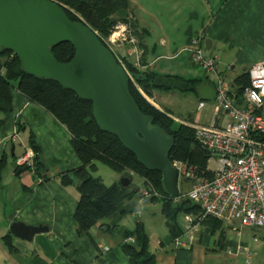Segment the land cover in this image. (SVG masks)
I'll return each mask as SVG.
<instances>
[{
	"label": "crops",
	"instance_id": "1",
	"mask_svg": "<svg viewBox=\"0 0 264 264\" xmlns=\"http://www.w3.org/2000/svg\"><path fill=\"white\" fill-rule=\"evenodd\" d=\"M153 1L157 11L155 15L141 10L140 16H136L133 6L137 10L142 1L129 0L130 15L137 29L146 32V36L141 39L144 50L130 44L128 56L133 58L132 62L124 58L140 71L149 70L160 77L205 79L202 71H192L190 63L188 67L185 63H174L180 52H186L189 39L196 35H203L205 40L211 41L206 56L218 58L219 70L227 79L232 94L235 90L233 80L246 73L253 63L264 61V0H203V3L197 0ZM149 22L152 26L147 25ZM177 50L179 52L174 53ZM227 66L231 69L226 70ZM164 82L180 86L172 80ZM175 93L185 94L153 92L152 97H147L157 109L167 111L174 121H179L181 119L172 114L167 97ZM11 99L12 112L6 116L0 113L3 122L0 159L5 160L0 170V264H128L120 249L123 243L121 234L105 232L98 226L90 229L92 241L76 234L74 212L78 201V181L74 172L81 163L71 147V136L65 126L19 93L16 83L11 90ZM17 122L20 132H17ZM15 134L19 135L20 141L12 142ZM29 134L38 148V170L15 175V160L23 155ZM64 175L71 180L67 187L60 183ZM142 186V179L132 175V188L140 190ZM146 204L147 207L149 204L160 205L158 202L142 203L137 192L131 200L120 203L115 213L103 223L121 231H133L136 224L141 223L156 264H264V234L260 231L248 228L235 230L227 223L212 231L197 223L193 228L192 244L176 248L174 240H168L169 232L161 205L164 231L157 228L158 214L153 212L154 207H144ZM143 210L148 215L146 220H142ZM128 215L135 220L131 228H127L125 223ZM184 217L180 215L178 218L182 230ZM14 222L47 227L48 231L43 234L48 241L43 242L42 235L38 243L36 235L31 242L13 238L9 227ZM8 235L13 252L3 242Z\"/></svg>",
	"mask_w": 264,
	"mask_h": 264
},
{
	"label": "trees",
	"instance_id": "2",
	"mask_svg": "<svg viewBox=\"0 0 264 264\" xmlns=\"http://www.w3.org/2000/svg\"><path fill=\"white\" fill-rule=\"evenodd\" d=\"M53 1L61 6L71 22L83 23L93 30L105 47L108 48L105 40L114 32L115 27L124 25L128 30V36L136 40L138 49L144 50L141 39L146 36V32L137 29L130 15L129 0ZM48 52L59 63L70 62L75 55L73 47L68 43L50 47ZM114 57L118 62L115 55ZM120 62L133 79V82L130 78L127 80L128 92L134 99L137 108L148 117L150 127L160 129L172 141L167 152L168 161L171 164L183 163L186 167L194 169L196 175L210 177L211 172L206 170L211 158L210 153L195 139L194 131L175 122L168 116L167 111H160L151 105L138 91L139 88L148 97H152L153 92H180L193 94L197 97L196 88L201 83L209 81L206 78L185 80L178 76L160 77L149 70L140 71L137 66L125 58ZM139 66L143 65L139 63ZM163 80H172L178 83L177 86H180L175 87ZM14 83H16L19 93L51 114L65 126L71 136V147L81 163V166L74 172L78 181L76 188L78 201L74 212L76 234L84 235L92 241L90 229L94 226L112 234L119 231L123 238L120 249L128 264H156L155 256L149 250L148 236L141 223H137L133 231L109 228L103 223L105 219L115 213L120 203L131 200L137 194V188H132V176L131 184L127 188H121L118 183L106 186L99 177L93 176L97 172V163L120 174L121 177H129L131 173L141 178L143 185H149L159 195V197H151L149 202L160 203L161 213L169 232V241L179 237L183 232L178 222L179 216L190 214L197 217L201 213L200 208L187 198L182 197L179 191L176 197H170L162 187L161 175L158 172L146 170L114 134L101 131L93 119L91 102L78 98L73 92L63 88L52 79L36 78L27 74L18 58L4 48L0 53V113L4 116L12 112L11 90ZM232 85L235 88V99L241 103L242 94L249 85L247 72L237 76ZM2 124L3 122L0 120V129ZM17 127V132H20L21 127L18 122ZM28 145L37 155L38 148L35 147V141L31 134L28 137ZM34 162V171H37V157ZM4 164V158H1L0 170ZM25 171H29V168L16 167L14 174L19 175ZM60 183L67 187L71 184V180L64 175L61 177ZM200 224L216 231L221 228L223 223L206 217ZM128 238H133L134 243H126ZM3 242L7 249L13 252L9 235L3 239Z\"/></svg>",
	"mask_w": 264,
	"mask_h": 264
},
{
	"label": "water",
	"instance_id": "3",
	"mask_svg": "<svg viewBox=\"0 0 264 264\" xmlns=\"http://www.w3.org/2000/svg\"><path fill=\"white\" fill-rule=\"evenodd\" d=\"M62 43L70 44L75 51L70 62L59 63L48 52ZM210 46L211 41L205 40V52ZM4 48L18 58L27 74L52 79L91 102L97 127L114 134L146 170L158 172L164 191L176 197L177 172L167 159L172 141L160 129L150 127L148 117L139 111L128 92L126 70L93 30L71 22L53 0H0V53ZM196 94L200 101L215 98L210 82L201 83ZM118 184L121 188L130 186L131 175L121 177ZM47 231V227L21 222L9 227L10 236L26 242Z\"/></svg>",
	"mask_w": 264,
	"mask_h": 264
},
{
	"label": "built area",
	"instance_id": "4",
	"mask_svg": "<svg viewBox=\"0 0 264 264\" xmlns=\"http://www.w3.org/2000/svg\"><path fill=\"white\" fill-rule=\"evenodd\" d=\"M124 34V29L117 34L114 31L109 43L122 41L136 45L133 37L126 35V38ZM204 43L203 35L192 36L186 51L190 55V63L202 71L215 90L212 119L210 124L202 125L198 113L195 122L179 123L194 131L195 139L214 158L215 169L207 167L211 176L205 177L196 175L194 169L183 163H173L177 177L191 185L184 197L197 205L201 212L197 217L185 215L183 232L174 239L176 248L192 244L194 225L206 217L238 226L235 230L248 228L264 234V61L253 63L247 70L249 85L239 103L219 70L218 58L206 56ZM108 49L111 51L109 46ZM118 62L124 68L119 59ZM230 69V66L226 67V70ZM128 78L133 82L129 74ZM138 91L153 105L139 88ZM203 106L201 102L197 108L202 110ZM221 116L227 119L224 125L218 123ZM11 139L12 142L20 141L18 134ZM23 149L24 153L15 160V165L34 171L36 153L29 145ZM138 194L142 203H148L151 197H159L149 185H143ZM126 243H134L133 238L126 239Z\"/></svg>",
	"mask_w": 264,
	"mask_h": 264
},
{
	"label": "rangeland",
	"instance_id": "5",
	"mask_svg": "<svg viewBox=\"0 0 264 264\" xmlns=\"http://www.w3.org/2000/svg\"><path fill=\"white\" fill-rule=\"evenodd\" d=\"M141 1L142 2L140 3V6L137 8V10L133 6L134 13L136 16H138V15L140 16L139 13L141 10H145L149 15H155L157 13L156 8H154L155 1H153V0H151V1L141 0ZM197 1H199V2L202 1V3H203V0H197ZM130 9H131V5H130ZM147 25L152 26L151 22L147 23ZM118 26H123V25H118ZM120 29H124V33H125L124 35L127 38V36H128L127 31L128 30L125 26H123V28L120 27L117 30H114L115 34H117ZM111 36H112V34H111ZM115 37L116 36H114L113 38H115ZM109 39H111L110 36L107 40H105V44L110 47L112 53L116 56V58L121 61V59L126 57L128 59V61L132 62L133 58H129V56H128V53L131 51V49H130L131 45L127 44V42H122V41H121V43L111 44V43H109ZM176 52H179V50L174 51V53H176ZM189 56L190 55L187 51L186 52L182 51L178 54L177 58L174 59V61H175L174 63H176V64L185 63L186 67H188V65L190 63V57ZM191 69L193 72H195V71H197L198 73L201 72V70L199 68H196L195 66L191 67ZM226 81H227V79H226ZM167 97L169 99V108H170L172 114L176 118H179L181 120L190 121V122H195L196 116L199 113L200 124H202V125L210 124L211 119H212V115L214 112L213 109L215 106L213 101H211V102L200 101L198 99V97L194 96L193 94L175 93L174 95L169 94ZM199 102H202L204 104L202 110H199L197 108ZM181 120H179V121H181ZM179 121L176 120L177 123H179ZM226 122H227V119L225 117H222V116L220 117V120L218 121V123L221 125H224ZM214 163H215L214 158L211 157L208 161L207 167L210 168L211 170L215 169ZM93 176L100 177L102 182L106 186H109L113 182H119V180H118L119 174L111 171L109 168H107L106 166H104L100 163H97V172L94 173ZM190 186H191L190 182L188 183V182L184 181V179L181 177L177 178V189H178L179 193L182 195V197H184L186 195V193L190 189ZM147 205L148 204L144 205V207H147ZM149 205L150 206H148V207H154V208H152L153 212L158 214V220L156 221V225H157L158 230L161 229L162 231H164V225L161 222V217H160V214H161L160 213V205L159 204H156V206H153L152 204H149ZM144 212H145V210H143L142 220H146V218L148 216ZM126 222H127L126 226H128L127 228H131V226H134L135 220L128 215L127 219L125 220V223ZM234 227L238 228V226H236V225ZM113 234L118 235L120 233H119V231H116ZM41 235L43 236V238H42L43 240L41 238H39ZM36 237H37V243H38V241H41V240L43 242L48 241V238L45 234H38V235H36ZM36 237H35V239H36ZM37 264H40V262H37Z\"/></svg>",
	"mask_w": 264,
	"mask_h": 264
}]
</instances>
